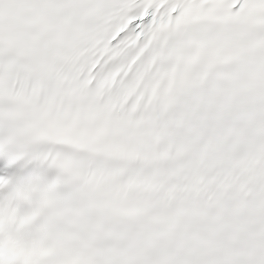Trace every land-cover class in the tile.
Here are the masks:
<instances>
[{
    "label": "snow or ice",
    "instance_id": "obj_1",
    "mask_svg": "<svg viewBox=\"0 0 264 264\" xmlns=\"http://www.w3.org/2000/svg\"><path fill=\"white\" fill-rule=\"evenodd\" d=\"M0 264H264V0H0Z\"/></svg>",
    "mask_w": 264,
    "mask_h": 264
}]
</instances>
